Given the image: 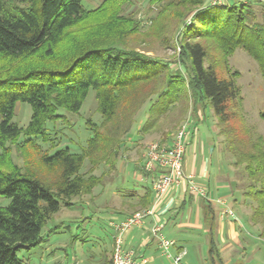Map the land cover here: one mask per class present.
Returning a JSON list of instances; mask_svg holds the SVG:
<instances>
[{
  "label": "trees",
  "instance_id": "obj_1",
  "mask_svg": "<svg viewBox=\"0 0 264 264\" xmlns=\"http://www.w3.org/2000/svg\"><path fill=\"white\" fill-rule=\"evenodd\" d=\"M135 1L146 2L147 13L154 8L148 32H155L165 46L177 42V62L184 72L140 48L143 25L134 11L128 12ZM205 1L102 0L87 9L84 0H0V197L8 200L0 206V264H23L17 253L40 245L41 232L53 215L99 185L94 176L85 177V162L94 167L96 161L116 159L132 125L137 124L135 135L156 130L161 120L174 130L189 114L192 137L208 109L222 137L218 142L243 182L241 189H235L238 180L232 187L250 209L246 223L260 229L263 238L264 138L251 135L236 110L238 72H231L228 59L237 49L244 50L257 63L264 83V3L250 0L229 7ZM210 46L220 61L211 60ZM90 90L100 122L85 120V146H77V151L56 148L51 139L55 124L68 123L66 114L78 115ZM18 102L31 108L25 127L12 121ZM148 102L146 121L135 123V115ZM48 123L54 124L51 132ZM12 145L22 162L36 157L43 167L57 169L59 181L50 187L27 165L17 164ZM139 171L142 178L149 176ZM135 184L118 191L140 210L148 208L151 187ZM208 215L205 261L226 264L213 235L214 216ZM110 240L111 254L113 234ZM104 264H111V255Z\"/></svg>",
  "mask_w": 264,
  "mask_h": 264
},
{
  "label": "rangeland",
  "instance_id": "obj_2",
  "mask_svg": "<svg viewBox=\"0 0 264 264\" xmlns=\"http://www.w3.org/2000/svg\"><path fill=\"white\" fill-rule=\"evenodd\" d=\"M101 1L102 0H84L83 5L87 9H93L98 6ZM210 1L211 0H206L205 3L208 5ZM237 3L238 2L235 0H228L226 5L231 7ZM153 9L147 13L148 9L146 2L135 1L134 7L128 11H134L143 25V35L140 37L139 41L143 40L144 44L140 48L148 51L147 54L150 56L168 61L171 63L170 66L174 70L184 72L182 65L177 62L179 54L177 42H174L173 47L171 45L165 46L160 38L154 35L155 32H148V27L151 23L150 19L155 16V11ZM169 23L170 21H167L166 26L169 25ZM161 35L165 36L163 32ZM166 36L170 37L171 34H167ZM165 42L168 43L167 40ZM209 51L211 60L220 61V54L214 48L210 46ZM228 67L231 72H238L236 85L240 99L237 102L236 110L242 122L250 129L251 135H260L264 138V83L257 63L254 62L244 50L237 49L234 54L229 57ZM218 73L220 76H224L225 74L221 66L218 67ZM148 106L149 102L135 115V123H137V121L140 123L146 121ZM95 109L96 103L94 94L90 90L78 115L66 114L65 116L68 123L58 122L55 124L56 133L55 135L51 134V139L53 144L58 146L56 148L70 146L72 150L77 151V146H85V120L90 118V120L95 123L100 122L99 114ZM204 115V118H201L202 122L197 124L196 133L189 139L190 145L188 146V152L192 154L191 156L197 158V163L200 161L202 163L205 159L206 161H211V164L207 165L206 168L215 171L216 177L214 180L219 183H227L225 187L219 189L220 192H230V190H233L234 187H232V183L234 180H238L239 182L238 187H235V189H241L243 182L239 177L240 174H238L237 170L232 166V158L228 155L229 153L227 150H223V147L218 142L222 137H218L216 134V132H218L216 120L211 115L210 109L205 111ZM30 117L31 108L29 105L18 102L15 106L12 121L19 127H25L30 121ZM184 123H189V114L186 115L184 121L181 122L180 125ZM46 127L51 132L53 131L54 124L48 123ZM136 130L137 124L132 125L130 134L124 138L123 145L118 149L117 158L113 160L109 159L111 163H107L106 159L105 161L99 160V162L96 161L93 167L91 163L85 162L82 169V172L86 175L85 177L89 175L94 176L99 180V185L88 195L72 198V202L75 203L74 206L62 207L58 213L53 215L52 220L48 221L41 232L43 241L40 245L29 252L20 251L17 253V257L23 264H63L64 261L68 259L67 255L70 258L74 256L73 264H98L109 255H111L112 258L114 245L112 246V253L110 254V239L113 231L108 224L109 221L124 220L133 213L141 211L134 204L133 200L121 197L118 190L127 183H149L151 181L150 174L147 178H142V174L139 171V169H141L143 155L151 143L157 142L161 145H166L167 142L171 141L174 137L177 128L172 130L170 122L161 120L158 122L157 129L149 133L135 135ZM166 132L170 133L167 137L164 136ZM164 137L165 139H163ZM49 146L50 144L42 145V148L46 150ZM11 147L13 159L17 164L22 165L23 163L24 166L27 165L30 170L42 177L50 187H53L59 181V171L57 169H47L43 167L36 157L22 162V159H19L14 149V145ZM194 181L198 184L197 179L194 178ZM238 194L241 195V192L239 191ZM7 203V199L0 197V206H5ZM244 209L250 213L248 207ZM88 216L92 219L83 220V218ZM82 220L83 222L79 223V221ZM67 226H70V228ZM141 226L135 228H140ZM243 226L245 230H247L240 229L243 237H245V234H249V236L257 238V231L260 232V229L246 225L244 222ZM133 229L134 228L130 229V231ZM128 232L123 236V245L125 235ZM155 242L158 245L157 238H155ZM254 244L257 245L259 249L257 253L251 251L253 244L250 245L249 248L251 250L247 254L237 245L236 248H232L228 264H264V236L262 240ZM206 250L207 248L205 246L201 255H198L191 249L188 250L189 254L187 259L189 260V264H209L205 261ZM180 253L183 254L180 263L184 264L183 258L186 253L185 251ZM170 255L171 257H169ZM163 256L167 258L162 259L165 263L174 264L172 257L175 255L171 253L170 249L169 256L168 254H164ZM134 261L136 260L134 259Z\"/></svg>",
  "mask_w": 264,
  "mask_h": 264
},
{
  "label": "crops",
  "instance_id": "obj_3",
  "mask_svg": "<svg viewBox=\"0 0 264 264\" xmlns=\"http://www.w3.org/2000/svg\"><path fill=\"white\" fill-rule=\"evenodd\" d=\"M170 142H167V144ZM186 144L183 160L184 174L192 175L197 179L198 184L204 187L209 193L210 200L195 196L191 198L189 192H187L185 183H182L177 188L170 189L161 198V201L155 208L153 216L146 218L140 228H134L125 235L124 249L132 250L137 264H167L162 260L166 257L163 256L164 254H162V251L155 242V237L151 234L153 227L160 223L162 225L161 234L166 239L176 242L175 248H170L171 253L176 255V251L179 248L185 251L186 254L183 258V263L189 264V260L187 259L189 254L188 250L191 249L198 255H201L203 248L208 245V224L211 222V217L210 215L207 216V214H212L214 216V220L212 221L214 223L213 235L226 264L230 261L229 255L232 253V248H236V245L241 250H244L246 254L251 249L252 252L257 253L259 249L254 243L262 240L259 237V232L257 231V238L249 236V234H245V237L241 235L240 229L245 230L243 222L247 225L246 215L248 214L247 210L244 209L247 207L243 205L242 198L240 199L238 192H233V190H230V192H220L219 189L225 187L227 183L216 182L214 180L216 177L215 171L206 168L207 165L211 164V161H206L205 159L206 162L202 161L201 163L200 161L197 163V158H194L188 152V146L190 144ZM148 184L151 187V181ZM120 196L123 197L121 194ZM216 200H221L224 202L225 207L234 210L235 217L224 216L221 218L220 213L224 206L217 204ZM152 203L153 194L149 206ZM208 205H210V209H207ZM252 244L253 247L250 249L249 247ZM73 257L70 258L67 255L68 259L63 264H73ZM109 258L110 255L98 264H104ZM143 260L145 262H142Z\"/></svg>",
  "mask_w": 264,
  "mask_h": 264
},
{
  "label": "built area",
  "instance_id": "obj_4",
  "mask_svg": "<svg viewBox=\"0 0 264 264\" xmlns=\"http://www.w3.org/2000/svg\"><path fill=\"white\" fill-rule=\"evenodd\" d=\"M240 3H248L250 0H235ZM264 3V0H256ZM228 0H211L209 6L224 5ZM188 138V123H184L178 127L173 139L169 144L161 145L157 142L151 143L144 155L141 169L151 175V189L153 192L152 205L141 211L133 213L124 220L109 221V226L114 233L113 255L111 264H137L133 259V252L125 250L123 245V236L130 229L139 227L146 218L153 216L156 206L161 198L172 188L179 187L182 183L186 184L187 191L195 197L210 200L207 190L194 181L192 175H185L183 171V160ZM217 204L224 206V202L216 200ZM235 217L233 210L229 207L223 208L220 217ZM162 225L156 224L152 229V234L158 240V248L163 254H168L169 249L175 244L171 240H167L161 234ZM182 253L172 257L174 264H181ZM171 257V255L169 256ZM142 262H145L143 260Z\"/></svg>",
  "mask_w": 264,
  "mask_h": 264
},
{
  "label": "bare ground",
  "instance_id": "obj_5",
  "mask_svg": "<svg viewBox=\"0 0 264 264\" xmlns=\"http://www.w3.org/2000/svg\"><path fill=\"white\" fill-rule=\"evenodd\" d=\"M112 230V229H111ZM113 231V230H112ZM113 236H114V233H113ZM113 241H114V238H113Z\"/></svg>",
  "mask_w": 264,
  "mask_h": 264
}]
</instances>
